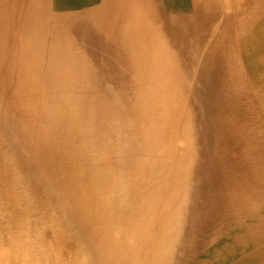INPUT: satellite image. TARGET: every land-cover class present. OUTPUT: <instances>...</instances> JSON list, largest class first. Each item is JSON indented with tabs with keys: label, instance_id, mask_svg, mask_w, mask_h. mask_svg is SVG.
Wrapping results in <instances>:
<instances>
[{
	"label": "bare ground",
	"instance_id": "1",
	"mask_svg": "<svg viewBox=\"0 0 264 264\" xmlns=\"http://www.w3.org/2000/svg\"><path fill=\"white\" fill-rule=\"evenodd\" d=\"M259 34L264 0H0V264H264Z\"/></svg>",
	"mask_w": 264,
	"mask_h": 264
},
{
	"label": "rangeland",
	"instance_id": "2",
	"mask_svg": "<svg viewBox=\"0 0 264 264\" xmlns=\"http://www.w3.org/2000/svg\"><path fill=\"white\" fill-rule=\"evenodd\" d=\"M259 37L261 38V44L262 45L260 44L257 46V48H251L250 49L252 52H255L256 55H261L264 52V40H263L264 38H263V36H261V34H259Z\"/></svg>",
	"mask_w": 264,
	"mask_h": 264
}]
</instances>
